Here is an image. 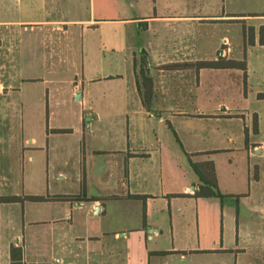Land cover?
<instances>
[{
    "label": "crops",
    "instance_id": "1",
    "mask_svg": "<svg viewBox=\"0 0 264 264\" xmlns=\"http://www.w3.org/2000/svg\"><path fill=\"white\" fill-rule=\"evenodd\" d=\"M61 1L0 0V113L14 109L9 97L18 87L20 64L64 69L74 51L61 39L78 27L82 80L118 82L127 111L81 113L78 123L92 132L93 122L107 120L115 130L116 120L124 118L123 134L114 136L116 146L89 149L92 156L110 153L116 158L89 159L82 145L69 153L70 143L57 136L73 135L76 128L51 124L50 84L56 81L47 75L24 78L49 86L48 121L43 137L31 138L34 151L45 155L42 166H71L73 173L64 184L52 182L48 173L45 191L34 190L33 166L24 192L7 193L9 170L0 166V195L81 198L0 202V264H13V247L22 250L21 264H264V109L221 100L204 109L211 94L224 97L226 79L233 77L240 98L264 102V0H136L139 13L119 17L107 13L113 0H99L101 10L92 0L91 18H68L63 9V16L58 15ZM245 27L255 31L248 46ZM211 29L220 32L209 45ZM143 53L154 82L153 110L145 107L138 88L135 61ZM221 55L245 59L246 73L241 68L166 66ZM76 80H69L75 96L80 92ZM168 131L187 167L168 152ZM189 157L214 162L224 197L196 196L201 181Z\"/></svg>",
    "mask_w": 264,
    "mask_h": 264
},
{
    "label": "rangeland",
    "instance_id": "2",
    "mask_svg": "<svg viewBox=\"0 0 264 264\" xmlns=\"http://www.w3.org/2000/svg\"><path fill=\"white\" fill-rule=\"evenodd\" d=\"M141 1V0H140ZM136 3V0H134ZM107 7V13L111 14L113 17L123 16L124 13L128 11L131 15H137L139 13L140 5H132V0H113ZM95 8L101 10V5L99 0L95 1ZM58 15L63 16L65 12L69 17L78 14L82 18H91L94 15V3L92 0H82L77 3V0L69 1L62 0L58 6ZM105 10V6H102ZM79 12L76 13V11ZM98 16V13H97ZM257 22V21H251ZM71 31L61 39L65 44L72 46V51L74 54L70 55V61L64 66V69L59 67L58 69H46L42 68V64H35L33 67H29L28 63L23 62L20 64L21 67L16 71V84L17 89H15L11 96L13 108L10 113H0V166L1 169H8L9 172L7 176L9 180L5 186V192L22 193L26 186L31 184V168H35V176L33 179L34 190H43L46 176L50 173L52 182L55 183H68L69 177L73 173V168L71 166H50L47 167L45 162L42 166L43 159L45 160V155L43 152H36L32 147L31 138L43 137V129L48 121V110L46 109L47 96L46 91L49 87L42 80H28L24 79L32 76H48V78H54L56 82L50 84L51 87V112L54 113L51 124L57 126L59 124H71L74 126L75 134L65 136L58 134V138L62 139L63 142L68 141L70 143L69 153H75V148L82 145L87 148L89 159H103L109 160L116 158L109 155L110 153H103L102 155H90L89 149L92 147L96 148H111L116 146L117 141L114 140V136H120L123 134L124 129V118L118 123L116 120L115 130L112 125L106 120L103 122L96 121L93 122L91 128L92 132L88 129L84 130L82 125L78 123V114L84 113H102L107 115L108 113H127L124 107L123 97L121 96L120 84L116 82L113 84L109 80L102 81H88L82 80L85 69L84 52L81 43V32L80 28L72 27ZM220 32L219 29H211V36L209 38L212 45L216 40V35ZM97 36V33H96ZM237 36V33H236ZM136 39V38H134ZM68 46V45H67ZM95 46V45H94ZM212 48H210L211 50ZM66 51H68L66 49ZM67 54V52H66ZM110 52L107 53L109 57ZM69 56V53H68ZM212 55V50L210 52ZM116 56L111 58V61L115 59ZM121 59L124 56L119 54ZM140 56L139 59H141ZM90 64V57H87L86 67ZM113 72L116 69H111ZM97 72V71H95ZM100 74V70L98 71ZM77 79V89L84 93V98L81 100L76 99V96L72 94V89L74 85L69 82V80ZM239 85L235 77L233 79H226V94L223 95L211 94V101L206 103L204 109H211L212 105L218 104L219 100L225 101L232 106H251L254 108L264 109V102L257 103L255 100H245L240 98L239 95ZM225 98V99H224ZM40 100V101H39ZM202 106V105H201ZM28 109V112H27ZM64 113H71L68 117ZM94 114L90 117H86L87 121L92 120ZM120 132V134H118ZM116 133V134H115ZM168 135V140L170 141L169 153L175 156V160L178 161L179 165L185 167L187 164L183 158V150L179 148V145L174 140L173 134L169 131L165 133V138ZM110 137L112 139H110ZM29 138V142L26 139ZM124 141L120 139V143ZM169 143V142H168ZM11 148V146H13ZM52 152H56L55 150ZM29 156H34V160L31 161ZM201 159V157H199ZM187 167V166H186ZM11 168V169H10ZM49 169V170H48ZM39 171V172H38ZM62 172V174H60ZM44 173V176H43ZM4 186V185H2Z\"/></svg>",
    "mask_w": 264,
    "mask_h": 264
},
{
    "label": "trees",
    "instance_id": "3",
    "mask_svg": "<svg viewBox=\"0 0 264 264\" xmlns=\"http://www.w3.org/2000/svg\"><path fill=\"white\" fill-rule=\"evenodd\" d=\"M244 41L245 45L254 43L255 31L253 27L244 28ZM260 42L264 43V25L260 27ZM139 73L137 75L138 88L143 98V103L148 110H153L154 103V82L150 75L149 59L145 53H143L139 61H135L138 65ZM167 67H187L193 66L198 69L203 67L211 68H241L247 70V62L245 59L237 60L230 59L221 55L218 59L214 60H200V61H186L167 64ZM255 128H257V120H255ZM67 129H57V131H66ZM190 166L197 174L201 181V185L196 196L198 197H224L225 195L220 191L218 187L217 174L215 164L212 160L204 162H195L189 157ZM80 196L74 195H55V196H43V195H0V202H15L25 201L26 199L42 201L48 199H77L80 200ZM13 264H21L22 250L21 248H12Z\"/></svg>",
    "mask_w": 264,
    "mask_h": 264
},
{
    "label": "water",
    "instance_id": "4",
    "mask_svg": "<svg viewBox=\"0 0 264 264\" xmlns=\"http://www.w3.org/2000/svg\"><path fill=\"white\" fill-rule=\"evenodd\" d=\"M82 98V93L81 92H78L76 94V99L80 100Z\"/></svg>",
    "mask_w": 264,
    "mask_h": 264
}]
</instances>
